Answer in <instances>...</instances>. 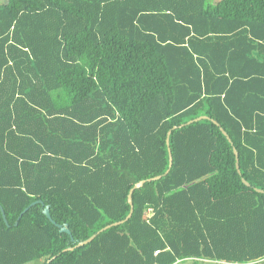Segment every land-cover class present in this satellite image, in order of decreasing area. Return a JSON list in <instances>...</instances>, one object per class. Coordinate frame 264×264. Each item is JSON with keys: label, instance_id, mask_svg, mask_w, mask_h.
Returning a JSON list of instances; mask_svg holds the SVG:
<instances>
[{"label": "trees", "instance_id": "obj_1", "mask_svg": "<svg viewBox=\"0 0 264 264\" xmlns=\"http://www.w3.org/2000/svg\"><path fill=\"white\" fill-rule=\"evenodd\" d=\"M0 208V264L264 263V0L0 3Z\"/></svg>", "mask_w": 264, "mask_h": 264}, {"label": "water", "instance_id": "obj_2", "mask_svg": "<svg viewBox=\"0 0 264 264\" xmlns=\"http://www.w3.org/2000/svg\"><path fill=\"white\" fill-rule=\"evenodd\" d=\"M202 117H204V116L197 117V118H195L194 120H199V119H201ZM189 122H191V121H189ZM189 122H188V123H189ZM169 132H170V131H168V132H167V135H166V144H167V147H168V135H169ZM223 133L225 134V132H223ZM234 152H235V151H234ZM168 156H169V167H170V166H171V163H172V159H171V153H170L169 148H168ZM235 156H236L235 167H236V169H237V171H238V170H239V166H238V159H237V155H236V153H235ZM167 171H168V169L165 171V173H167ZM159 177H160V176H155V177H153L152 179H157V178H159ZM148 180H150V179H148ZM242 181H243L246 185H248V183H247L244 179H242ZM143 183H144V180L138 181L136 184L133 185V187H132V188L130 189V191H129V194H128V196H127V201H128V203L130 204V211H129V213L127 214L125 220L128 219V218L130 217L131 212H132L131 193H132V191H133L135 188L140 187ZM256 190H257V191H261L260 189H256ZM0 211H1V215H2V218H3L4 222H6L5 215H4L3 210H2L1 208H0ZM43 213H44V215H45L48 219H50L49 212H48V207H47V206H45V207L43 208ZM50 220H51V219H50ZM52 222H53V221H52ZM121 222H122V221L114 222V223H112V225H117V224H119V223H121ZM53 223H54V222H53ZM15 224H16V222H15ZM57 226L59 227L60 231H63V232H66V233L69 234V230H68V228H67V225H57ZM109 226H110V225H106V226L103 227L101 230H103L104 228H107V227H109ZM94 237H95V234H93V235H91L89 238H87V239H85V240L79 242L77 245H78V246H79V245H83V244H85V243L91 241ZM69 249H70V248H69Z\"/></svg>", "mask_w": 264, "mask_h": 264}, {"label": "rangeland", "instance_id": "obj_3", "mask_svg": "<svg viewBox=\"0 0 264 264\" xmlns=\"http://www.w3.org/2000/svg\"><path fill=\"white\" fill-rule=\"evenodd\" d=\"M5 0H0V3H2V2H4ZM210 2H215L216 0H209ZM25 264H42V262L41 261H39V260H34V261H32V262H29V263H25ZM262 264H264V263H262Z\"/></svg>", "mask_w": 264, "mask_h": 264}]
</instances>
